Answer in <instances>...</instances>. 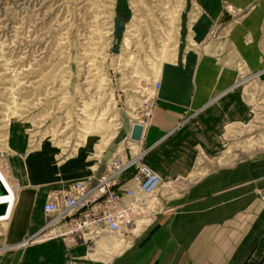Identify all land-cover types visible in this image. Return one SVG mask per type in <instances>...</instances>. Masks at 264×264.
<instances>
[{"label":"rangeland","instance_id":"374dc122","mask_svg":"<svg viewBox=\"0 0 264 264\" xmlns=\"http://www.w3.org/2000/svg\"><path fill=\"white\" fill-rule=\"evenodd\" d=\"M246 2L239 8L219 0L217 17L235 23L241 15L259 12L264 62V0ZM202 3L0 0V166L15 183H32L21 190L47 196L78 180H97L111 159L126 160L142 151L128 133L133 122H146L148 117L139 120L145 99L154 108L164 64L196 43H218L230 34V28L221 32L217 20L198 30L206 11ZM247 36L252 40V32ZM235 63L242 74L249 73L242 60ZM235 92L245 105L244 116L225 125L222 114L214 156L203 158L201 151L188 179L170 184L164 198H181L212 171L225 172L221 180L244 166L251 197L263 201L264 188L256 186L264 182V73L240 83ZM29 162L39 163L33 176ZM161 186L162 181L153 195ZM3 229L0 225V233ZM103 232L85 235L79 248L86 250V242L92 247Z\"/></svg>","mask_w":264,"mask_h":264},{"label":"crops","instance_id":"0c3cea01","mask_svg":"<svg viewBox=\"0 0 264 264\" xmlns=\"http://www.w3.org/2000/svg\"><path fill=\"white\" fill-rule=\"evenodd\" d=\"M201 1L206 11L198 30L217 20L221 32L230 28V34L218 43H196L164 64L141 139L131 140L140 150H147L144 163L162 181L161 192L147 200L154 211L145 218L137 216L127 234L102 229L107 233L91 242L92 247L86 242V250L79 248L85 241L67 246L57 237L19 245L43 225L46 196L32 197L21 190L32 183H16L18 194L0 233V264H264V198L251 197L244 166L237 173L227 172L221 180L225 172H210L202 178L204 184L195 181L179 199L163 197L170 184L188 179L201 151L203 158L214 156L220 119L230 125L245 114L235 89L264 73L259 58V12L241 15L233 23L225 15L217 17L219 0ZM229 1L239 8L247 4L246 0ZM202 35L200 30L198 38ZM237 58L253 73L251 77L238 70ZM37 165L30 163L31 176L40 169ZM131 174L132 170L122 174L117 190L133 187ZM256 187L264 188V182ZM124 202L133 204L127 198Z\"/></svg>","mask_w":264,"mask_h":264},{"label":"built area","instance_id":"2783aa9c","mask_svg":"<svg viewBox=\"0 0 264 264\" xmlns=\"http://www.w3.org/2000/svg\"><path fill=\"white\" fill-rule=\"evenodd\" d=\"M152 109L153 102L145 99L139 120L149 117ZM146 154L147 150H142L126 160L113 158L96 181L78 180L67 188L49 191L42 205L44 223L25 243L54 236L72 246L98 229L127 234L137 216L149 207L154 211L147 200L155 196L161 184L160 177L144 163ZM128 170H132L129 179L133 187L119 191L121 176ZM124 198L131 199L133 204L127 205Z\"/></svg>","mask_w":264,"mask_h":264},{"label":"bare ground","instance_id":"6f19581e","mask_svg":"<svg viewBox=\"0 0 264 264\" xmlns=\"http://www.w3.org/2000/svg\"><path fill=\"white\" fill-rule=\"evenodd\" d=\"M143 125V123H141ZM143 132V131H142ZM0 185L3 188V193L0 194V204L7 203L8 211L5 217H0V225L5 224V218L8 216L9 210L15 202L16 196L18 194V188L16 187V183L11 177L10 172L6 168V166H0ZM26 239L23 240L19 245L26 244Z\"/></svg>","mask_w":264,"mask_h":264},{"label":"water","instance_id":"95a60500","mask_svg":"<svg viewBox=\"0 0 264 264\" xmlns=\"http://www.w3.org/2000/svg\"><path fill=\"white\" fill-rule=\"evenodd\" d=\"M142 131H143V125L138 122H133L128 138L132 141H139L142 136ZM1 193H3V188L0 185V194ZM8 208L9 207L7 203L0 204V217L3 218L7 215Z\"/></svg>","mask_w":264,"mask_h":264}]
</instances>
